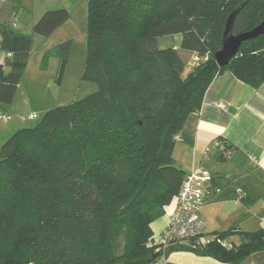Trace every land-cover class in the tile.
<instances>
[{
	"label": "trees",
	"instance_id": "1",
	"mask_svg": "<svg viewBox=\"0 0 264 264\" xmlns=\"http://www.w3.org/2000/svg\"><path fill=\"white\" fill-rule=\"evenodd\" d=\"M238 8L233 35L264 19V0H88L82 79L97 90L48 110L0 146V264H119L152 255L150 226L184 178L172 159L175 139L206 89L224 71L254 89L264 84V34L243 42L226 67L214 61ZM68 19L64 9L47 11L31 32L49 37ZM0 30L1 50L11 54L0 65V105L7 106L31 40ZM174 35L183 51L206 57L184 78L173 47L156 46ZM70 46L53 49L57 80ZM234 234L239 245L211 243L194 254L243 264L264 251L262 230L214 235Z\"/></svg>",
	"mask_w": 264,
	"mask_h": 264
},
{
	"label": "crops",
	"instance_id": "2",
	"mask_svg": "<svg viewBox=\"0 0 264 264\" xmlns=\"http://www.w3.org/2000/svg\"><path fill=\"white\" fill-rule=\"evenodd\" d=\"M184 54L188 56L182 60L185 64L194 57L191 52ZM217 140L226 142L229 157H222L217 149L204 155ZM172 159L184 176L196 169L206 170L220 189L201 210L205 234L230 228L235 232L264 231V84L254 89L229 71L218 75L206 89L196 116L176 137ZM174 207L173 199L163 216L151 224L153 238L167 226ZM223 240L230 246L241 242L238 234ZM168 259L174 264H226L182 250L170 252ZM243 264H264V251L251 254Z\"/></svg>",
	"mask_w": 264,
	"mask_h": 264
},
{
	"label": "rangeland",
	"instance_id": "3",
	"mask_svg": "<svg viewBox=\"0 0 264 264\" xmlns=\"http://www.w3.org/2000/svg\"><path fill=\"white\" fill-rule=\"evenodd\" d=\"M87 5L88 0H0V27L31 40L15 97L10 105H0L11 116L9 122L0 124V146L16 131L35 126L48 110L69 105L97 90L94 83L82 79ZM60 9L68 12L69 19L49 37L31 32L45 12ZM11 23H16L17 28H9ZM66 41H70L71 46L60 80H57L60 63L53 49ZM156 43L160 50L173 47L182 63L187 60L188 56L181 49V35L161 37ZM188 63H183L182 78L191 70ZM30 113L36 114L37 118H20Z\"/></svg>",
	"mask_w": 264,
	"mask_h": 264
},
{
	"label": "built area",
	"instance_id": "4",
	"mask_svg": "<svg viewBox=\"0 0 264 264\" xmlns=\"http://www.w3.org/2000/svg\"><path fill=\"white\" fill-rule=\"evenodd\" d=\"M10 26L12 28L16 27V23H11ZM1 42L2 35L0 32V54L2 55L0 65H3L5 59L11 58V54L1 50ZM202 59V57L194 55L187 64L188 68L197 67ZM203 60H206V57ZM218 107L222 108L223 106L218 105ZM10 117L8 113L0 111V124L7 123ZM20 118L34 120L37 116L30 113ZM211 149L219 150L224 158L229 157L231 153L230 148L223 140L212 143L205 150L204 155H207ZM219 193L220 189L214 185L212 175L206 170L196 169L186 174L174 197L175 207L167 226L157 238H153L146 245L152 251V254H156V258L150 260L147 264H174L168 259L170 252L182 250L194 253L211 243H216L224 249H230L231 246L226 244L223 239L218 238L216 235L205 234L206 222L201 215L203 206Z\"/></svg>",
	"mask_w": 264,
	"mask_h": 264
},
{
	"label": "water",
	"instance_id": "5",
	"mask_svg": "<svg viewBox=\"0 0 264 264\" xmlns=\"http://www.w3.org/2000/svg\"><path fill=\"white\" fill-rule=\"evenodd\" d=\"M239 12V8L234 10L226 19L225 27L222 33L221 47L214 53L213 58L218 67H226L230 60L237 54L241 44L247 40L257 38L264 34V19L253 29L238 34H232V27L235 16ZM156 258V254H152L149 258L139 261H123L119 264H147L150 260Z\"/></svg>",
	"mask_w": 264,
	"mask_h": 264
}]
</instances>
